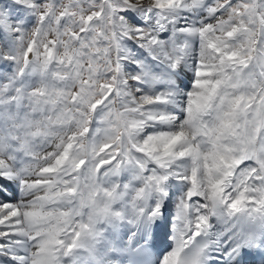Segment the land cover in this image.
<instances>
[{
    "label": "snow or ice",
    "instance_id": "1",
    "mask_svg": "<svg viewBox=\"0 0 264 264\" xmlns=\"http://www.w3.org/2000/svg\"><path fill=\"white\" fill-rule=\"evenodd\" d=\"M0 264H264V0H0Z\"/></svg>",
    "mask_w": 264,
    "mask_h": 264
}]
</instances>
